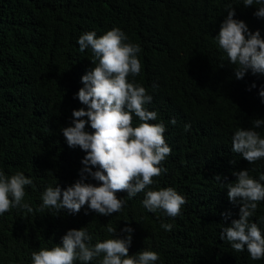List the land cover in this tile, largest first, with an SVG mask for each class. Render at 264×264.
<instances>
[{"label": "trees", "instance_id": "trees-1", "mask_svg": "<svg viewBox=\"0 0 264 264\" xmlns=\"http://www.w3.org/2000/svg\"><path fill=\"white\" fill-rule=\"evenodd\" d=\"M258 7H245L243 0H0V171L9 177L22 172L33 181L22 202L33 211L20 207L0 215V264H32L34 251L62 245L70 229L85 228L94 246L114 238L109 226L117 236L126 235L125 227L134 229L130 254L155 251V264H264L252 260L246 247L237 253L220 239L242 207L230 202L223 183L235 182V171L248 170L256 180L264 175V158L249 164L232 152L238 129L264 138V125L253 127L255 119H264V75L249 71L237 79L216 36L227 10L235 8L234 18L264 38V18L254 15ZM113 28L141 48L142 71L128 79L152 96L146 107L157 119L150 123L166 128L172 152L161 166L167 171L134 198L118 193L127 203L111 216L87 206L78 214L42 208L49 186L66 189L84 167L86 153L70 148L61 131L72 126L73 110L86 108L76 94L95 66L91 49L81 52L77 41ZM138 123L134 117L133 126ZM86 130L93 131L90 125ZM85 182L98 184L91 177ZM167 187L187 201L175 218L142 205L146 191ZM224 213H231L227 220ZM250 222L264 234V201Z\"/></svg>", "mask_w": 264, "mask_h": 264}, {"label": "clouds", "instance_id": "clouds-1", "mask_svg": "<svg viewBox=\"0 0 264 264\" xmlns=\"http://www.w3.org/2000/svg\"><path fill=\"white\" fill-rule=\"evenodd\" d=\"M243 5H260L254 15L264 18V0H243ZM227 13L216 39L230 64L236 66V78L243 79L249 71L253 75H264V38L260 31L252 32L244 21L235 19V8L228 9ZM127 41V35L119 28L99 37L94 31L79 37L80 51L90 48L95 66L82 76L84 87L76 94L86 108L73 110L72 126L61 131L70 148L78 147L86 153L82 159L84 167L80 170V179L66 189L59 185L49 186L42 195V208L78 214L87 206L98 215L111 216L121 212L127 203L118 193L124 192L128 199L134 198L167 171L161 166L172 152L164 136L166 128L163 124L150 123L157 119V113L146 107L153 98L145 87L128 79L141 73L142 63L138 58L140 46ZM259 95L264 98V88ZM134 117L140 121L135 127ZM171 123L175 125L176 120ZM88 125L93 131L86 130ZM262 125L264 119L253 121L254 128ZM189 128L190 125L185 126L186 131ZM232 152L254 164L264 158V138L253 129H238L232 137ZM233 175L237 177L235 182L223 184L230 202L242 207L239 219H233L222 229L220 239L228 241L237 253L246 247L252 260L264 259V234L257 223L250 222L259 202L264 201V184L260 182L264 181V175L259 180L252 178L248 170L235 171ZM88 177L98 184L85 182ZM215 179L221 181L222 177ZM32 183L22 172L9 177L0 171V215L20 207L32 212L27 203H22L25 186ZM186 203L185 197L172 187L148 190L142 201L149 212L163 211L172 218L181 214ZM223 215L227 220L231 213ZM161 226L172 230L171 224ZM107 231L114 238L93 246L92 236L85 228L70 229L62 237V245L34 251L32 264H76L77 261L90 264L102 254L101 264H155L159 260L155 251L130 254L134 232L131 227L121 230L126 234L123 236H117V229L111 226Z\"/></svg>", "mask_w": 264, "mask_h": 264}]
</instances>
